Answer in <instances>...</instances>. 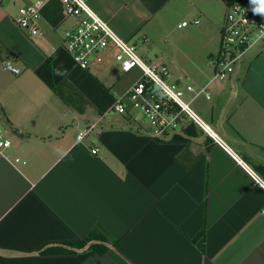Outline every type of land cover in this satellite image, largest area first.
Masks as SVG:
<instances>
[{
    "label": "crops",
    "instance_id": "obj_1",
    "mask_svg": "<svg viewBox=\"0 0 264 264\" xmlns=\"http://www.w3.org/2000/svg\"><path fill=\"white\" fill-rule=\"evenodd\" d=\"M35 1H0V47L14 53L1 59L0 72V121L12 141L0 156V264H264V188L188 118L176 136H161L141 114L112 109L140 77L119 90L112 50L78 66L65 47L77 20L61 0L45 1L39 36L22 29L19 9ZM89 3L152 64H166L161 53L153 62L148 43L170 18L193 14L179 27L205 25L219 42L227 8L226 0L215 7L199 0ZM166 65L169 81L181 86H204L213 76L212 64L194 72ZM62 80L85 102L65 103L54 90ZM209 85L210 100L188 93L193 107L264 179V136L255 135L264 103L250 101L243 85ZM98 228L108 240L69 244ZM100 242L104 253L92 248ZM58 247L67 251L43 252Z\"/></svg>",
    "mask_w": 264,
    "mask_h": 264
},
{
    "label": "built area",
    "instance_id": "obj_2",
    "mask_svg": "<svg viewBox=\"0 0 264 264\" xmlns=\"http://www.w3.org/2000/svg\"><path fill=\"white\" fill-rule=\"evenodd\" d=\"M1 1V0H0ZM46 0L19 9L16 23L32 36L41 34V9ZM68 15L77 20L75 29L67 34L65 47L75 63L88 68L93 59L109 50L113 51L117 69L123 73L137 68L141 76L127 91L115 98L112 109L119 113L139 112L155 129V133L165 136L176 133L183 117L188 118L197 127L206 132L214 142L230 153L264 188V179L247 164L224 139L203 119L186 99L193 93L194 98L204 95L212 98L210 83L214 81L232 82L241 72L246 55L256 45L264 46V0H236L227 5L225 22L220 31L219 49L211 56L213 76L204 86L188 84L181 86L169 81V68L166 64H152L139 54L136 45L121 37L99 13L90 5L89 0H61ZM183 21L182 26L189 25ZM194 23H199L198 19ZM90 128L81 130L77 137L84 138ZM12 141L0 121V156L6 157ZM93 153L99 151L94 148Z\"/></svg>",
    "mask_w": 264,
    "mask_h": 264
},
{
    "label": "rangeland",
    "instance_id": "obj_3",
    "mask_svg": "<svg viewBox=\"0 0 264 264\" xmlns=\"http://www.w3.org/2000/svg\"><path fill=\"white\" fill-rule=\"evenodd\" d=\"M199 4L201 6L209 4L215 7L218 4V0H199ZM195 11L198 12V9H195ZM226 11L227 8H224V13H227ZM193 16V14L188 16L178 13L176 16L170 18L168 25H162L164 33L162 32V34H158L157 32L151 36L148 45L149 48H151V56L149 57L153 58V62L157 61L158 58H163L165 63L169 64L171 70L174 71L180 69L189 72L210 71L212 62L208 57L209 52L210 50L216 52L219 48V42L217 38L212 39V31H209L208 33L207 31L202 30L201 26L205 25H199L198 28L192 25L188 27H179V22L184 19L190 21ZM162 51H166L171 57L166 56ZM159 53L161 54L157 58L156 55ZM3 56L4 53H1L0 51V72H2L1 59H3ZM240 74L241 75L235 84L244 86L246 93L249 94L250 101L264 103V46L256 45L250 50L245 57ZM119 76L117 88L123 91L130 83L141 76V71L135 68L127 73L121 72ZM188 93L186 94L187 100L192 97ZM135 113L139 112L135 111L132 114ZM249 119L255 123L253 117H250ZM145 121L148 122L147 120ZM255 135L257 138L264 136V126L258 127V132Z\"/></svg>",
    "mask_w": 264,
    "mask_h": 264
},
{
    "label": "trees",
    "instance_id": "obj_4",
    "mask_svg": "<svg viewBox=\"0 0 264 264\" xmlns=\"http://www.w3.org/2000/svg\"><path fill=\"white\" fill-rule=\"evenodd\" d=\"M234 1L236 0H226V4L230 5ZM0 51L1 53H4V56H3L4 59L14 56V53H12V51L8 48L1 49ZM54 90L61 97V99L65 101V103H67L69 106L73 108L85 102V98L67 80H62L59 84L56 85ZM173 136H176V135L174 134ZM108 239L109 238L106 236L105 231L98 228V229H95V231H93L92 233H90L84 240L80 242H72L69 244L71 246H84L92 240L106 241ZM92 248L98 251L99 253H104L107 249L106 245H104L101 242L94 243L92 245ZM62 251H67V250L58 247V248H48V249H45L43 252L53 253V252H62Z\"/></svg>",
    "mask_w": 264,
    "mask_h": 264
},
{
    "label": "clouds",
    "instance_id": "obj_5",
    "mask_svg": "<svg viewBox=\"0 0 264 264\" xmlns=\"http://www.w3.org/2000/svg\"><path fill=\"white\" fill-rule=\"evenodd\" d=\"M54 74H56V75H66L67 72H66V70L63 71V72H61V71H56Z\"/></svg>",
    "mask_w": 264,
    "mask_h": 264
},
{
    "label": "water",
    "instance_id": "obj_6",
    "mask_svg": "<svg viewBox=\"0 0 264 264\" xmlns=\"http://www.w3.org/2000/svg\"><path fill=\"white\" fill-rule=\"evenodd\" d=\"M15 70H19V68L15 69Z\"/></svg>",
    "mask_w": 264,
    "mask_h": 264
}]
</instances>
